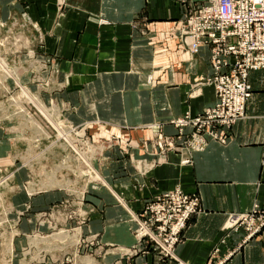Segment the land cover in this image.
I'll return each instance as SVG.
<instances>
[{
  "label": "crops",
  "instance_id": "obj_1",
  "mask_svg": "<svg viewBox=\"0 0 264 264\" xmlns=\"http://www.w3.org/2000/svg\"><path fill=\"white\" fill-rule=\"evenodd\" d=\"M18 2L46 32L47 48L60 57L59 78L68 82L62 98L75 107L68 110L75 114L72 119L91 122L96 138L114 134L123 143L133 140L149 148L152 135L160 134L158 125L175 138L172 119L187 112L195 116L215 103L214 85L206 83L212 75L208 49L188 61L189 52H183L175 32L187 8L182 1ZM250 81L253 96L246 117L234 125L226 144L210 140L204 151L183 149L182 163L194 154L191 164L182 165L177 154L169 153L168 163L147 164L141 173L153 170L141 175L126 163L127 156L108 150L101 169L124 202L108 189L89 195L97 207L91 229L103 241L132 245L136 223L129 222L130 212L138 213L148 199L179 188L200 198L204 210L190 218L183 232L184 241L176 248L180 260L165 264H213L226 258V264H263V235L240 247L245 230L230 236L224 230L229 214L250 211L256 203L264 206V70L251 72ZM124 149L133 152L127 145ZM161 150L152 148L158 156ZM118 175L121 179L115 180ZM216 248L220 252L213 257ZM115 259L111 255L104 260Z\"/></svg>",
  "mask_w": 264,
  "mask_h": 264
},
{
  "label": "rangeland",
  "instance_id": "obj_2",
  "mask_svg": "<svg viewBox=\"0 0 264 264\" xmlns=\"http://www.w3.org/2000/svg\"><path fill=\"white\" fill-rule=\"evenodd\" d=\"M178 1L187 4L182 18L193 1ZM25 9L18 0H0V264H165L169 260L179 261L177 254L175 257L162 256L145 242L142 247L137 242L140 221L145 220L143 211L159 194L148 199L140 212H130L129 222L136 223L132 230L135 237L132 245L107 243L100 233L91 229L90 222L97 207L89 201V195L104 189L115 191L105 177L104 168L101 169V164L107 161L108 150L127 156L126 163L141 175L153 170L142 174V167L147 164L154 163L157 167L168 163L169 153L177 154L182 165L191 164L194 154L184 164L181 149H165L159 154H166V157L160 159L152 148H166V143L156 144L150 140L147 148L146 144L133 140L123 143L124 138L114 134L96 138L89 128L91 122L76 123L72 119L75 114L68 111L75 107L62 98L68 82L63 76L59 78L60 57L47 48L46 32L36 21H31ZM179 30L178 27L175 32L181 40ZM203 48L209 51L211 79L215 68L210 48L203 46L197 54L191 55L185 47L183 52H189L188 61H191ZM157 49L161 50L160 47ZM259 70L264 67L253 68L247 74L251 87L249 101L253 96L250 74ZM209 78L206 83L212 85ZM238 121L229 126L218 124L213 127L225 142L207 136V143L215 140L226 144ZM171 124L180 134L181 129ZM163 126H157L160 134L165 133ZM188 129L184 128V131L188 132ZM154 136L158 139L161 135ZM88 140L90 144L86 143ZM179 141L176 135L175 142ZM126 145L133 152L125 150ZM134 149L143 153L134 152ZM119 179L121 176H115V180ZM115 198L124 202L118 193ZM224 230L228 236L236 231L225 225ZM59 233L65 234L66 238L56 237ZM258 235L264 236L263 233L256 234L250 240ZM181 237L179 244L184 241L183 234ZM110 252L116 259L105 263ZM219 252L220 248L215 249L213 257Z\"/></svg>",
  "mask_w": 264,
  "mask_h": 264
},
{
  "label": "built area",
  "instance_id": "obj_3",
  "mask_svg": "<svg viewBox=\"0 0 264 264\" xmlns=\"http://www.w3.org/2000/svg\"><path fill=\"white\" fill-rule=\"evenodd\" d=\"M189 5L180 21L181 41L191 55L197 54L203 46L210 48L215 71L213 78L209 79L216 90V101L194 117L187 112L174 124L181 129L177 134L181 140L178 143L191 146L194 142L192 138L203 140V147L197 149L199 152L208 146L207 136L225 142L221 134L214 130L218 124L229 126L245 116L251 97L248 71L264 67V0H209L201 4L193 1ZM184 128H189V131L185 132ZM163 142L168 144V151L182 150L174 145L175 138L168 137ZM165 157L166 154H163L160 159ZM199 211V198L179 188L159 194L146 205L144 222L139 218V246L142 247V243L144 246L145 242L160 255L175 257L188 220ZM228 221V226L225 225L228 228L245 230L241 243L244 245L256 234H264V206L257 205L249 212L231 213ZM226 259L218 264H224Z\"/></svg>",
  "mask_w": 264,
  "mask_h": 264
},
{
  "label": "bare ground",
  "instance_id": "obj_4",
  "mask_svg": "<svg viewBox=\"0 0 264 264\" xmlns=\"http://www.w3.org/2000/svg\"><path fill=\"white\" fill-rule=\"evenodd\" d=\"M207 1H209V0H207ZM211 84H213L212 82H210ZM186 114H184L183 116H180V117H176L175 119H173L172 121H171V123H178L180 120V118H182V117H184ZM158 135H161V136H159V138L157 139V136H154V135H152L153 137L151 138V140H152V142L153 143H155L156 142V144H161V143H164L163 141H164V139L165 138H168V137H170V138H173V137H171V136H169V135H164V134H158ZM167 141H173L172 139H167ZM192 141H194L193 143H192V145L191 146H187L186 144H177V143H175L174 145L175 146H180L181 148H182V150L184 149V148H187L188 149V151H198L197 149L198 148H200L201 146L203 147V144H204V142H203V140L201 139V138H197V137H195V138H192ZM86 143H89L90 144V141L88 140V141H86ZM170 146H172L171 144H170ZM205 146V145H204ZM165 149H167V148H164V147H162V150H161V152L162 151H164ZM160 152V153H161ZM161 155V154H160ZM159 155V156H160ZM138 164H140V163H138ZM141 165V164H140ZM152 167L153 166H155V164L154 163H152V165H151ZM257 205H259L258 203H256L254 206H253V208L256 206L257 207ZM260 206V205H259ZM252 208V209H253ZM251 209V210H252ZM250 210V211H251ZM247 212H249V211H247ZM137 221H139V218H138V216H137ZM228 224H229V221H227V223H226V225L228 226ZM141 229V228H140ZM142 231V230H141ZM56 237H62V238H66V235L65 234H57L56 235ZM135 245V244H134ZM133 245V246H134ZM114 252V251H113ZM110 256L111 255H113L111 252H110V254H109ZM108 255V256H109ZM109 259V258H108ZM107 259V260H108Z\"/></svg>",
  "mask_w": 264,
  "mask_h": 264
}]
</instances>
